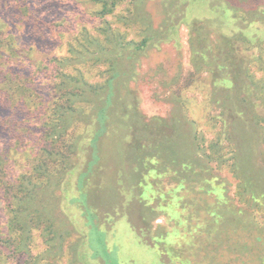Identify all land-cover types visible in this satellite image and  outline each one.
Masks as SVG:
<instances>
[{
  "label": "rangeland",
  "instance_id": "1",
  "mask_svg": "<svg viewBox=\"0 0 264 264\" xmlns=\"http://www.w3.org/2000/svg\"><path fill=\"white\" fill-rule=\"evenodd\" d=\"M24 1L0 0V127L7 130L6 137L0 136L2 213L6 211V186L25 172L33 174L32 166L41 157L48 163L47 172L53 174L62 159L54 155L56 151L84 132L81 119L54 125L58 121L54 102L62 101L55 98L65 92L57 87L58 75H80L85 82L96 84L105 81L110 68L107 54L101 60L88 59L81 45L86 43L85 33L104 41L99 3L55 0L56 18L44 23L51 45L42 48L34 34L26 31L25 19L31 11ZM255 12H264V0H123L103 17V24L121 31L126 41L154 38L130 59L119 62L123 66L131 63L134 71L117 83L110 131L99 148L104 172L92 198L99 221L101 208L107 210L108 204L118 206V212L125 204V217L137 219L140 207L129 200L131 184L138 176L134 168L137 149L158 154L156 149L161 147L163 156L205 162L209 174L221 181L218 193L227 198V204L218 205V216L210 217L207 206L213 195L194 192L192 187L175 189L182 182L179 170L172 168L163 174L161 190L170 199L159 201L157 193H149L152 209L145 216L151 231L158 225L163 228L157 232H169L171 244L178 247L180 242L182 261L170 264H264V196L254 200L242 184L250 179L254 191H264V41L250 43L236 33L241 30L251 36L257 32L264 40V13L258 19ZM234 14L251 22L242 23ZM33 25L39 23L34 20ZM161 30L166 33L160 34ZM165 35L167 40H163ZM70 46L88 56L78 58ZM54 64L61 68L58 74ZM83 107L91 113L90 104ZM10 145L26 147L28 155L8 154ZM198 176L190 175L191 184ZM216 180L210 179L214 185ZM61 186L49 189L52 197L48 190L45 193L49 218L33 214L30 237L24 240L18 231L11 237L12 264H106L100 255L96 259L87 256L94 253L90 249L86 254L82 246L86 225L90 227L79 205L70 201L76 194L74 187L63 192ZM182 198L187 202L184 210L176 203ZM73 223L83 231H77ZM126 232L135 246L132 253L149 257L151 262L159 258L158 250H141L135 235ZM90 236L100 251L96 236L90 232L89 241ZM24 243L27 250L23 252ZM116 248L113 245L111 250ZM117 257L120 260L119 251Z\"/></svg>",
  "mask_w": 264,
  "mask_h": 264
},
{
  "label": "trees",
  "instance_id": "2",
  "mask_svg": "<svg viewBox=\"0 0 264 264\" xmlns=\"http://www.w3.org/2000/svg\"><path fill=\"white\" fill-rule=\"evenodd\" d=\"M54 1L55 0L24 1L27 9L31 11L25 19L26 31L32 36L34 34L35 40L40 43L42 48L50 47L51 45V40L46 31L48 26L44 23L46 22L48 24L56 18V2ZM94 1L100 4L99 14L101 15V25L99 30L100 34L104 37V41L96 35L91 36L85 33L82 38L86 43H82L81 45L83 48L87 49L89 56L87 54L83 55V52L76 51L74 46L70 47L72 48V52L75 53V56L78 55V58H85L88 56V59L101 60L103 59V56L107 54L106 58L110 62L108 76L102 83L92 84L85 82L80 75L74 76L65 72H61L58 75L59 82L57 87L59 89H65V92H63L62 96L55 98V100L58 99L60 101V99H62V101L54 102V111L58 115V121L54 125L61 124L66 126L65 122L68 123L74 119L79 121V119H81L84 120L85 123L84 132H81V134L70 143L62 145L63 149L60 148V150L56 151V154L54 155H62V159L61 164H59L53 174L47 172L48 163L41 157L38 158L32 166L33 174L25 172L18 176V179L16 178L15 181L13 180L14 177L10 176V181L14 182L8 187L6 186V189L4 190V210L6 211L4 213L0 211V220L2 221L0 223V264H12L9 258L12 254V251L9 252V249H11L9 245L12 244L11 237L15 236L16 231L22 235V238L24 237V240L30 237V219L33 214L35 216L37 214L39 218H49V213L46 209L47 200L44 199V196L47 190L49 193V189H53L56 186L62 185L61 189L63 192H66L71 186L74 187L76 194L74 193L75 195L72 196L70 201L79 205L81 213L86 220L85 222L90 227L88 230V226L86 225L88 232L83 233L84 241L82 242V246L84 244L86 254L88 250H94L92 255H90V253L87 254L90 259L96 255H100L106 264H170L174 261L181 263L182 254L179 252L181 249V245H179L180 242L178 241V247L171 244L168 239L170 238L169 232L166 230L157 232L159 228H163L158 225L157 230L151 231L148 226V220L145 216V214L147 215L152 209L150 203L147 201V198L150 197L149 193L151 196L157 193L156 197H158L157 199L159 201L162 200V198L164 200L170 199L169 196H167L168 198L166 199L165 194L167 192L161 190L160 183L163 174L172 168L175 169V171H181L183 175L182 182L176 184L175 189L179 188V191L180 189L186 190L187 188L192 187V190H195L194 192L200 190L202 191V194H210L214 196V202H210L211 204L207 206V213L210 217L218 216L216 210L218 205L227 204L225 194H223V192L218 193V191L222 189L218 186L221 181L216 180L217 176L209 174L210 168L205 162H200L191 157L163 156L160 153L161 147H157L159 145L158 143L154 144L155 147H157L156 150H158V154L154 151L147 152L144 150L139 151L138 149L136 152V165L134 168L138 176L135 182L131 184L133 194L129 200L131 203H136L140 207L137 219L133 220L130 217L127 219L125 217L128 216L125 204L120 205V208L123 207L120 210L121 212H118V206L115 208L114 205L111 207L110 204H108L107 206L105 205L107 210L101 208L103 214L102 220L99 221V215L96 212L97 208L92 204L93 194L94 192H97L94 187L95 185L100 184L99 181L102 180L101 177H103L104 172L99 148L101 140L108 135V132L110 131V119L112 116L111 109L112 106L117 104L116 99L118 98L117 83L123 76H130L134 71L131 63L123 66L119 62L126 58L130 59L131 56L134 55L133 52H136L137 49L143 48L147 41L154 37L145 36L140 41L124 40L125 37L121 31L110 28L108 24H103V22L106 23L105 20H103V17L109 14V12H111L112 9L119 5L123 0ZM36 2L39 5L37 7L34 4ZM44 8H46V11L41 12ZM209 13L210 15H213V13ZM233 13L237 14V12ZM263 13L264 12H255L258 19H263ZM236 14L234 15L238 19H241L242 23L247 24L251 22L247 21L246 18H243L239 14ZM34 20L39 23L38 26L33 25ZM171 22L172 19L170 18V23ZM173 26L174 23H172V27ZM44 31L46 32L44 33ZM164 32L166 33V31L161 30L160 34H165ZM234 33L235 32L229 33L227 36L230 38ZM236 33L242 35L250 43H261L264 41L257 37V32H254L255 34H251V36L244 35V32L241 30L240 32L236 31ZM166 36L168 35H165L163 40H167ZM124 52H126V54ZM53 70L58 74V72L61 71V68H59L57 64H54ZM40 76L41 75L39 74L36 78ZM37 84L41 86L40 79H37ZM69 87L70 89H68ZM83 104H90V114H87L84 111ZM7 110H9L8 105L5 106V111ZM6 135L7 130L0 127V136L6 137ZM10 139L11 137L8 138V140ZM43 148L44 147H42V149ZM7 151L8 154L12 152L14 155L20 154L24 155V157L28 155L26 147L19 148L18 146L10 145L7 147ZM53 153H55V151ZM72 156H75L76 161L73 160ZM0 161H3L1 155ZM235 164L234 168L237 172L238 163ZM1 169L2 168H0V170ZM198 169H200L199 171L201 172H199ZM4 170H7V167ZM190 175H199L197 182L191 184ZM42 177L43 179H41ZM211 178H215V185L210 181ZM71 179H74V181ZM184 180H186V182H183ZM242 184L247 190L249 189L248 192L254 200L260 199L264 196V191H254L251 188L254 186V183L251 182L250 179H246V181L244 180ZM120 185L123 186L121 183ZM51 191L49 197H52ZM178 191L176 192V196H178L177 198H181V196L178 195ZM176 203H180V209L184 210L187 207V202L186 200L184 201L183 198L180 199V202L177 201ZM141 208L144 212L141 211ZM73 225L77 231H83L82 228H79L74 223ZM127 229L131 231L132 235H135L137 242L141 243V250L145 251L149 247H154L160 252L159 258H156L155 262H151L149 257L143 258L132 253L135 246L132 244V241H129L128 236H130V233L126 232ZM90 232L92 236H96V239L98 240L96 246L101 247L100 251L95 247L91 236L90 241L92 244L90 243L88 239ZM108 234H110V236H108ZM184 238L185 235L179 239L183 241L185 240ZM113 245L118 246L115 252L114 250H111ZM22 250L23 252L27 250L25 243L23 244ZM118 251L121 256L120 260L117 257ZM93 259H96V257ZM20 264L24 263L21 262Z\"/></svg>",
  "mask_w": 264,
  "mask_h": 264
}]
</instances>
